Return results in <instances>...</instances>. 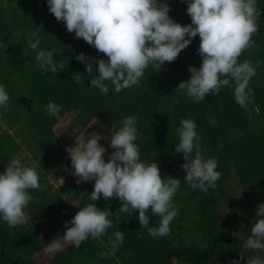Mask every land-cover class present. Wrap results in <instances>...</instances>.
<instances>
[{
  "label": "trees",
  "instance_id": "1",
  "mask_svg": "<svg viewBox=\"0 0 264 264\" xmlns=\"http://www.w3.org/2000/svg\"><path fill=\"white\" fill-rule=\"evenodd\" d=\"M167 2L176 22L191 23L185 0ZM257 6L261 16L252 35L254 43L238 57V62L250 60L255 69L248 85L249 100L242 107L235 101L231 80V86L198 102L175 89L189 77L188 66L200 65L198 35L174 61L161 68L149 63L139 84L119 92L109 85L104 94L89 85L90 77L75 56L84 52L88 57H107L68 32L48 12L46 0H0V83L9 93L6 108H0V171L18 157L23 162L35 160L40 176L39 187L28 190L32 199L25 209L26 222L9 227L0 221V264H40L38 254L46 252L47 243L62 238L64 221L89 202L94 182L76 183L68 175L65 148L93 117L106 125L105 135H110L112 124L132 114L137 116L135 143L141 159L155 160L162 176L181 179L173 197L178 210L169 234L152 237L140 226L136 213H118L119 220L105 235L89 237L79 248L66 246L44 264H230L233 259L246 264L252 252L242 246L251 234L259 204L264 203V0H257ZM32 32L40 36V47L57 50L55 59L66 62L65 70L40 69L35 50L27 43ZM49 101L63 106L61 118L74 114L69 123L72 133L64 140L54 129L61 122L46 109ZM181 118L195 121L202 151L216 158L222 173L216 187L206 192L188 186L183 180L182 154H174ZM92 130L88 127L85 132ZM111 151L109 147L105 158ZM231 177L246 189L238 199L225 186ZM93 203L115 213L120 202L101 197ZM147 215L149 226H157L159 216L150 209ZM237 228L245 238L237 235ZM118 229L124 232L118 250L101 255L109 250L110 238Z\"/></svg>",
  "mask_w": 264,
  "mask_h": 264
},
{
  "label": "clouds",
  "instance_id": "2",
  "mask_svg": "<svg viewBox=\"0 0 264 264\" xmlns=\"http://www.w3.org/2000/svg\"><path fill=\"white\" fill-rule=\"evenodd\" d=\"M185 2L190 24L176 22L169 15L167 0H46L48 12L62 21L68 32L107 57H88L84 52L75 56L90 77L89 85L101 93L107 94L109 85L119 92L139 84L149 63L161 68L174 61L198 35L200 65L188 66L189 77L181 80L175 89L198 102L204 100L206 94H215L223 86H231V80L236 103L246 106L251 92L248 85L255 69L250 60L238 62V57L254 43L252 35L258 31L261 8L257 0ZM27 43L35 50L34 60L43 71L57 73L67 67L65 61L55 59L56 49L40 47L38 33H30ZM76 74L81 77L79 72ZM8 101L9 93L0 83V108H6ZM62 107L53 101L46 105L48 113L57 121L62 119ZM94 123L95 117L82 129L74 146L65 148L70 157L71 174L78 177L76 183L94 182L88 193L89 202L64 221L63 242L79 248L89 237L105 235L113 221L119 220L118 213L130 216L136 213L140 226L152 237L169 234L170 222L178 210L173 197L181 179L168 174L162 176L155 160L141 159L135 143L138 134L135 114L112 124L110 135L107 132L102 136L94 129L86 133L85 128ZM176 131L178 143L174 146V154H182L183 180L193 190L206 192L210 187L215 188L222 173L217 170L216 158L202 151L195 121L181 118ZM101 139H106L112 149L107 158L105 146L99 143ZM39 179L35 160L23 162L12 157L6 163L0 171V221L9 227L26 222L25 209L32 199L28 190L39 187ZM101 197L118 198V212L93 203ZM149 209L159 216L155 227L149 226ZM255 216L251 234L242 246L252 252L246 264H264V203L259 204ZM123 238L124 232L118 229L110 238L109 250L101 255L114 254ZM61 247L60 241H51L45 251L55 252ZM230 264H240V260L233 259Z\"/></svg>",
  "mask_w": 264,
  "mask_h": 264
},
{
  "label": "rangeland",
  "instance_id": "3",
  "mask_svg": "<svg viewBox=\"0 0 264 264\" xmlns=\"http://www.w3.org/2000/svg\"><path fill=\"white\" fill-rule=\"evenodd\" d=\"M73 116H74L73 113H69V114L65 115L59 121L61 123H59V124H57V125L54 126V129H55L57 135L61 139H63V140L66 139L72 133V130L69 129V123H71L70 121L72 120ZM88 127H91V130L94 129L97 132L101 133L102 136H105L106 125L104 123H102V121L96 119V123H94V124H92L91 126H88ZM88 127H86V128H88ZM75 140L71 144H69L67 147H70L75 142ZM100 144H102V145L105 146V148H106L105 153H106L107 150L109 149V147H108V141L106 139H101L100 140ZM63 163L67 167L68 175L73 176L77 180V178L74 175L71 174L72 173V168H71V165H70V158L68 157V154L65 157V159L63 160ZM61 181H63V180L61 179ZM57 185H58V183H57ZM225 186L231 191V193L233 194L234 198H236V199H238L246 191L245 188H243V187H241V186L238 185L237 179L235 177H231L227 181V184ZM237 235L239 237H241V238H245V235H244L243 231L240 228H237ZM56 241H60L61 242V244H62L61 249L64 248V247H66V246H69V244H65L63 242L62 238L61 239H58ZM56 252L57 251H55V252H48V251H46L44 253L38 254L39 255L38 256V260L40 261L39 263L40 264H44L46 262V260L49 258V256L52 255V254H54V253H56Z\"/></svg>",
  "mask_w": 264,
  "mask_h": 264
}]
</instances>
